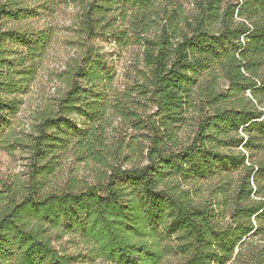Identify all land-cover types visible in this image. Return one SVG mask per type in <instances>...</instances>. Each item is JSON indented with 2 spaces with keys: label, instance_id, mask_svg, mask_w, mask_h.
I'll return each mask as SVG.
<instances>
[{
  "label": "trees",
  "instance_id": "1",
  "mask_svg": "<svg viewBox=\"0 0 264 264\" xmlns=\"http://www.w3.org/2000/svg\"><path fill=\"white\" fill-rule=\"evenodd\" d=\"M50 2L0 0V142L53 40L24 22ZM77 27L30 183L0 191V264L92 263L56 246L78 234L93 263L264 264V0H83ZM109 35L139 48L123 89ZM70 146L93 183L54 184Z\"/></svg>",
  "mask_w": 264,
  "mask_h": 264
},
{
  "label": "rangeland",
  "instance_id": "2",
  "mask_svg": "<svg viewBox=\"0 0 264 264\" xmlns=\"http://www.w3.org/2000/svg\"><path fill=\"white\" fill-rule=\"evenodd\" d=\"M83 0H52L45 8L40 7L37 14L27 20L32 28L42 29L49 27L53 32V40L35 80L32 81L26 93L19 96L20 107L11 116V123L7 131V137L0 142V191L4 184L13 186H28L30 183V172L32 163V142L37 134L40 124V117L44 111L54 105L56 98L65 90L64 76L75 57L77 47V23L81 16ZM44 5V4H43ZM102 51L105 53L109 63V70L114 76V87L123 89L130 79L135 76L138 69L139 48L137 45L119 46L109 35L106 38L97 40ZM110 141L117 136L118 132L127 138L125 125L115 116L110 115ZM196 121L192 120L191 125L185 132L189 137L190 132L196 127ZM64 134L68 135L69 128L64 126ZM73 132V129L71 130ZM131 133V130H129ZM65 149L66 153L60 158V170L54 177V184L64 186L70 177H80L93 183L94 179L88 170L82 168L75 158L74 151ZM241 149V147L239 148ZM78 170V172H76ZM171 240L164 242L169 247ZM56 246L70 254H83L90 262H78V264H105L97 260L93 263L91 248L84 247L80 243L79 234L67 236ZM167 259L164 264H175V254L167 252Z\"/></svg>",
  "mask_w": 264,
  "mask_h": 264
}]
</instances>
